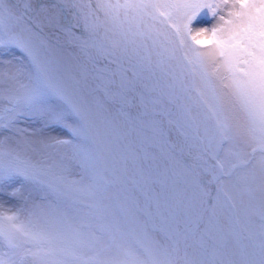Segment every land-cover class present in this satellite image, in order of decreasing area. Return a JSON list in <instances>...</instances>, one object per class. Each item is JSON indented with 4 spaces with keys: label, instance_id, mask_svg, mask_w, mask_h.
Masks as SVG:
<instances>
[{
    "label": "snow or ice",
    "instance_id": "6c2138e0",
    "mask_svg": "<svg viewBox=\"0 0 264 264\" xmlns=\"http://www.w3.org/2000/svg\"><path fill=\"white\" fill-rule=\"evenodd\" d=\"M0 264H264V0H0Z\"/></svg>",
    "mask_w": 264,
    "mask_h": 264
},
{
    "label": "rangeland",
    "instance_id": "374dc122",
    "mask_svg": "<svg viewBox=\"0 0 264 264\" xmlns=\"http://www.w3.org/2000/svg\"><path fill=\"white\" fill-rule=\"evenodd\" d=\"M198 16H201V18H204V17H207L208 19H209V21H207V22H202L201 23V21L200 22H198V23H201V24H199V25H195L196 24V22H197V20L198 19H196V21H194V25L193 26H195V27H208V28H211V27H213L215 24H216V22H217V20H218V17L217 16H213L210 12H209V10L208 9H203L202 11H201V13L198 15ZM197 16V17H198Z\"/></svg>",
    "mask_w": 264,
    "mask_h": 264
},
{
    "label": "bare ground",
    "instance_id": "6f19581e",
    "mask_svg": "<svg viewBox=\"0 0 264 264\" xmlns=\"http://www.w3.org/2000/svg\"><path fill=\"white\" fill-rule=\"evenodd\" d=\"M199 25V24H198Z\"/></svg>",
    "mask_w": 264,
    "mask_h": 264
}]
</instances>
